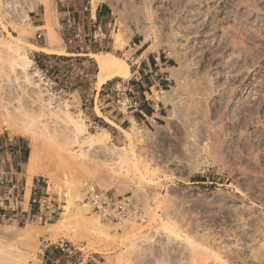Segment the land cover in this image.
Wrapping results in <instances>:
<instances>
[{
    "label": "rangeland",
    "instance_id": "374dc122",
    "mask_svg": "<svg viewBox=\"0 0 264 264\" xmlns=\"http://www.w3.org/2000/svg\"><path fill=\"white\" fill-rule=\"evenodd\" d=\"M62 1L0 0V128L29 142L25 172L56 209L0 217V264H264V0H92L112 13L88 55L66 50ZM134 40L177 60L157 128L120 127L102 89L130 78ZM95 54L122 59L99 89ZM88 182L133 195L144 216L102 221ZM62 239L81 251L55 249Z\"/></svg>",
    "mask_w": 264,
    "mask_h": 264
},
{
    "label": "crops",
    "instance_id": "0c3cea01",
    "mask_svg": "<svg viewBox=\"0 0 264 264\" xmlns=\"http://www.w3.org/2000/svg\"><path fill=\"white\" fill-rule=\"evenodd\" d=\"M72 1H62L64 13ZM92 13L108 36L106 27L111 25L110 5L93 7ZM66 50L70 55L89 54L80 52L83 49L78 45H66ZM124 54L131 73L126 82L139 98L140 106L133 111L117 110L114 118L122 128L125 124L133 122L157 128L164 124L167 117L168 100L165 99V95L168 92L167 88L175 82L173 73L178 68L177 60L165 50L156 52L149 50L146 42L141 40L129 42ZM112 85V80H108L102 89ZM158 96L160 97L157 99ZM30 153V144L24 136L4 133L0 128V172L12 175L13 181L22 186L19 190L9 189L0 193V217L41 221L44 216H49L56 210L49 200L50 197L46 196L48 192L42 185L43 181L36 179L35 176L30 178L25 172L24 165Z\"/></svg>",
    "mask_w": 264,
    "mask_h": 264
},
{
    "label": "built area",
    "instance_id": "2783aa9c",
    "mask_svg": "<svg viewBox=\"0 0 264 264\" xmlns=\"http://www.w3.org/2000/svg\"><path fill=\"white\" fill-rule=\"evenodd\" d=\"M77 3L78 0H73L64 14L63 31L65 33L66 45H78L81 49H84L85 46L89 48L93 44L102 45L107 35L102 25L98 23L97 18L92 15L94 7L92 0L84 1L79 6H76ZM110 8L112 11L111 6ZM110 91L112 92V103L118 110L126 109L133 111L140 106L139 98L126 81L121 80L120 82L113 83ZM60 93L54 92L51 86L52 103L62 104L67 100ZM62 94L71 95V89L63 88ZM47 183L46 180H43L42 185L45 186ZM21 188L22 186L18 182L13 181L12 175L0 172V193L9 189L19 190ZM84 193L87 205L104 222L122 224L127 220L133 218L139 219L144 216L145 209L136 203L133 195L117 194L110 190H104L92 182L85 184ZM54 248L68 256H74L81 251L63 239L54 244Z\"/></svg>",
    "mask_w": 264,
    "mask_h": 264
},
{
    "label": "bare ground",
    "instance_id": "6f19581e",
    "mask_svg": "<svg viewBox=\"0 0 264 264\" xmlns=\"http://www.w3.org/2000/svg\"><path fill=\"white\" fill-rule=\"evenodd\" d=\"M49 29L51 30V28L49 27ZM8 53V52H7ZM11 55V54H10ZM96 55V54H95ZM9 58V57H8ZM96 58H97V62H98V67H99V72H98V75H97V82H96V84H97V86H98V89H99V87L100 86H102L107 80H108V78H110L111 76H116V75H119V70L117 69L118 67L117 66H115L114 64H113V62L111 61V59H114V60H117V61H121L122 59L121 58H119V57H117V56H110V57H108V55H103V54H97L96 55ZM12 64V63H11ZM14 65V64H13ZM12 66V65H11ZM127 66V65H126ZM125 66V67H126ZM126 69V68H125ZM127 72H129V67H127ZM97 86H96V88H97ZM158 94H159V92H158ZM160 95V94H159ZM160 96H158L157 97V99L159 98ZM113 124V123H112ZM117 127H118V125H117ZM77 129V131H81L82 130V127L81 126H78V127H76ZM120 128V127H119ZM134 128V127H133ZM124 131V130H123ZM126 132V131H125ZM101 134V136H99L98 135V138H97V141H96V143L95 144H97V145H100V146H105V144H106V141H108V140H106L105 139V136L107 135V136H109L108 134V131L107 130H105V129H103L102 130V132L100 133ZM89 136H94V134L93 133H89ZM104 136V137H103ZM94 144V143H93ZM87 204V203H86ZM166 229H168V228H166ZM206 235V234H205ZM190 238V237H189ZM195 238V237H194ZM191 239V238H190ZM194 241V240H193ZM198 241V240H197ZM214 241V240H213ZM196 243V242H195ZM200 243V242H199ZM203 243V242H202ZM210 243V242H209ZM218 243V242H217ZM207 244V243H206ZM212 245V244H211ZM199 246V245H198ZM208 247V246H207ZM205 248H206V246H205ZM205 248H203V249H205ZM198 249H199V247H198ZM200 249H202L201 247H200ZM207 249H209V251H210V253L209 254H211L212 255V257H214V258H216V259H219V260H222V261H225L224 260V258L222 257V255L220 256L217 252L216 253H214L212 250H210V248H207ZM195 250V249H194ZM218 250V249H217ZM207 251V250H206ZM209 251H207V252H209ZM228 252H229V250H227ZM200 252V251H199ZM219 252V251H218ZM192 253V252H191ZM205 253V252H204ZM211 260V259H210ZM206 263V262H205ZM223 263H226V262H223Z\"/></svg>",
    "mask_w": 264,
    "mask_h": 264
},
{
    "label": "trees",
    "instance_id": "16d2710c",
    "mask_svg": "<svg viewBox=\"0 0 264 264\" xmlns=\"http://www.w3.org/2000/svg\"><path fill=\"white\" fill-rule=\"evenodd\" d=\"M99 121H101V120H99Z\"/></svg>",
    "mask_w": 264,
    "mask_h": 264
}]
</instances>
